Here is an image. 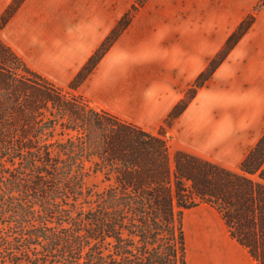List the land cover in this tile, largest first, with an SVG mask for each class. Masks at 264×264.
I'll list each match as a JSON object with an SVG mask.
<instances>
[{
	"label": "trees",
	"instance_id": "1",
	"mask_svg": "<svg viewBox=\"0 0 264 264\" xmlns=\"http://www.w3.org/2000/svg\"><path fill=\"white\" fill-rule=\"evenodd\" d=\"M130 13L67 88L77 90ZM253 18L229 34L155 132L68 99L0 38V264H186L183 210L201 203L264 264V133L237 170L182 150L171 164L164 139ZM96 176L101 186L91 183Z\"/></svg>",
	"mask_w": 264,
	"mask_h": 264
},
{
	"label": "crops",
	"instance_id": "2",
	"mask_svg": "<svg viewBox=\"0 0 264 264\" xmlns=\"http://www.w3.org/2000/svg\"><path fill=\"white\" fill-rule=\"evenodd\" d=\"M13 1L0 0V16ZM260 1L147 0L77 92L155 132L180 88L194 81ZM132 2L21 0L0 38L31 69L67 86ZM174 125L187 152L228 169L238 168L254 147L264 133V3ZM210 224L196 211L183 217L186 264H252L245 247Z\"/></svg>",
	"mask_w": 264,
	"mask_h": 264
},
{
	"label": "rangeland",
	"instance_id": "3",
	"mask_svg": "<svg viewBox=\"0 0 264 264\" xmlns=\"http://www.w3.org/2000/svg\"><path fill=\"white\" fill-rule=\"evenodd\" d=\"M15 1V0H14ZM147 0H133V2L131 3V5H130V7H129V9L127 10V12L128 11H130L131 13H130V15H131V17L134 15V13L137 11V9H138V7L139 6H141L143 3H145ZM261 3V1L259 2V3H257V5L255 6V8L259 5ZM132 5H136L137 7H136V9H130L131 7H132ZM261 6V5H260ZM259 6V7H260ZM258 7V8H259ZM126 13V12H125ZM124 13V14H125ZM254 15H255V11H253L252 12ZM130 20H131V18H130ZM253 20H254V18H253ZM130 22V21H129ZM192 83V82H191ZM191 83H189L187 86H185V87H182V88H180V91L182 92V94H181V97L180 98H183L184 96H185V91H186V89H187V87L191 84ZM62 90H63V93L66 95V97L68 98V99H78L79 100V98H81L83 101H85V103L89 106V107H94L96 110H100V109H102L99 105H96V104H94V103H92L91 101H89L85 96H83L82 94H80L79 92H77V90L76 91H71L69 88H67L66 86H63V88H62ZM195 97V96H194ZM179 98V99H180ZM193 100V99H192ZM191 102V101H190ZM189 102V103H190ZM188 103V104H189ZM177 119V118H176ZM175 121V120H174ZM162 125V124H161ZM160 125V126H161ZM173 125V124H172ZM171 125V127L170 128H166L165 129V134H164V139L166 140V143H167V145H168V151H169V155L171 156V164H172V155H173V153L176 151V150H182V151H185V152H187V149H184L180 144V141H179V136H178V127H177V125H174V126H172ZM138 126V125H137ZM159 126V127H160ZM140 127V126H139ZM158 127V128H159ZM157 128V129H158ZM187 153H189V152H187ZM189 154H191V153H189ZM202 158V157H201ZM238 168H236V169H231V170H237ZM90 181H92L91 183H95V184H98L99 186H101L100 185V181H99V177H92L91 179H90ZM189 211H196V212H198L200 215H205L207 218H208V220H209V223H211L215 228H218L219 229V231L223 234V235H225V237L227 236L228 237V239H230L231 241H233V239H231L232 237L229 235V232H228V229H227V227H226V225H225V223H224V221H222L223 219H221L220 217V214H219V212L214 208V207H212V206H208V205H204V204H200V205H198V206H195V207H193L191 210H189V209H184L183 210V217L184 216H186V214H188L189 213ZM224 223V224H223ZM210 224V225H211ZM231 238H230V237ZM235 240V239H234ZM235 242V241H234ZM236 243V242H235ZM238 251V250H237ZM240 250L237 252V256L235 257L237 260L239 259V256L238 255H240ZM240 258H241V256H240ZM253 260V259H252ZM252 264H254V261L252 262Z\"/></svg>",
	"mask_w": 264,
	"mask_h": 264
}]
</instances>
